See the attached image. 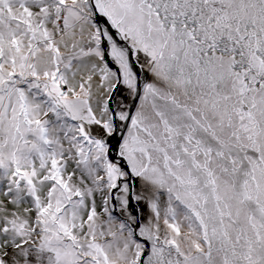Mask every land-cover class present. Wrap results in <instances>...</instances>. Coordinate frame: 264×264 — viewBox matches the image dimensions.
I'll return each mask as SVG.
<instances>
[{
	"label": "snow or ice",
	"instance_id": "snow-or-ice-1",
	"mask_svg": "<svg viewBox=\"0 0 264 264\" xmlns=\"http://www.w3.org/2000/svg\"><path fill=\"white\" fill-rule=\"evenodd\" d=\"M0 264H264V0H0Z\"/></svg>",
	"mask_w": 264,
	"mask_h": 264
}]
</instances>
